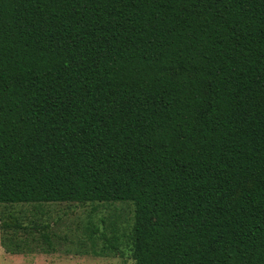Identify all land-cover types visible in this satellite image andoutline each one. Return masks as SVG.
Masks as SVG:
<instances>
[{
    "label": "trees",
    "instance_id": "16d2710c",
    "mask_svg": "<svg viewBox=\"0 0 264 264\" xmlns=\"http://www.w3.org/2000/svg\"><path fill=\"white\" fill-rule=\"evenodd\" d=\"M130 203L135 264H264V0H0V204Z\"/></svg>",
    "mask_w": 264,
    "mask_h": 264
},
{
    "label": "rangeland",
    "instance_id": "374dc122",
    "mask_svg": "<svg viewBox=\"0 0 264 264\" xmlns=\"http://www.w3.org/2000/svg\"><path fill=\"white\" fill-rule=\"evenodd\" d=\"M130 203L0 204V264H135Z\"/></svg>",
    "mask_w": 264,
    "mask_h": 264
}]
</instances>
